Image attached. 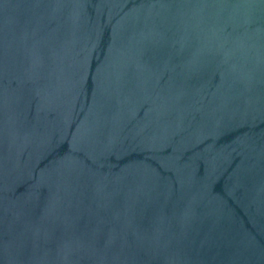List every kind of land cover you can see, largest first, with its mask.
Wrapping results in <instances>:
<instances>
[{"label": "water", "instance_id": "1", "mask_svg": "<svg viewBox=\"0 0 264 264\" xmlns=\"http://www.w3.org/2000/svg\"><path fill=\"white\" fill-rule=\"evenodd\" d=\"M0 264H264V0H0Z\"/></svg>", "mask_w": 264, "mask_h": 264}]
</instances>
